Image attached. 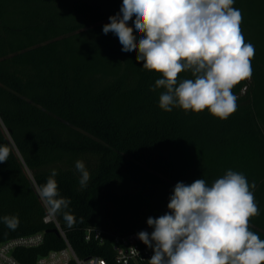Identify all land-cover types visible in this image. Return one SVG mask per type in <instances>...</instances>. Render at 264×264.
I'll use <instances>...</instances> for the list:
<instances>
[{
	"label": "trees",
	"instance_id": "16d2710c",
	"mask_svg": "<svg viewBox=\"0 0 264 264\" xmlns=\"http://www.w3.org/2000/svg\"><path fill=\"white\" fill-rule=\"evenodd\" d=\"M122 2L0 0V147L9 151L0 217L19 219L15 230L0 222V244L44 233L41 247L15 252L22 264L64 248L61 233L80 257L118 264L114 238L153 230L147 219L169 211L177 182L211 185L228 170L255 182L260 214L249 224L264 240V0H234L255 54L251 78L232 89L237 109L223 120L159 107L163 89L150 88L160 75L102 31ZM77 160L90 172L84 189ZM53 169L71 227L63 214L46 221L36 191ZM89 229L103 231L102 244L86 241Z\"/></svg>",
	"mask_w": 264,
	"mask_h": 264
},
{
	"label": "clouds",
	"instance_id": "9594fccd",
	"mask_svg": "<svg viewBox=\"0 0 264 264\" xmlns=\"http://www.w3.org/2000/svg\"><path fill=\"white\" fill-rule=\"evenodd\" d=\"M233 4L234 0H123L102 31L115 34L122 51L135 52L145 70L160 75L150 90L163 89L159 95L163 111L207 109L223 120L237 109L232 89L251 78L255 54L241 31L242 13ZM182 72L191 78L180 79ZM8 156L9 151L0 147V163ZM75 168L84 189L90 172L82 160ZM56 176L53 169L36 191L47 215L63 214L71 227L75 218L65 211L71 201L60 195ZM255 187L254 181L249 184L242 173L232 170L211 185L203 178L191 184L177 182L169 211L147 219L151 233L137 234L153 251L148 264H264V240L249 224L260 214ZM0 222L11 230L19 226L16 216H2Z\"/></svg>",
	"mask_w": 264,
	"mask_h": 264
},
{
	"label": "built area",
	"instance_id": "2783aa9c",
	"mask_svg": "<svg viewBox=\"0 0 264 264\" xmlns=\"http://www.w3.org/2000/svg\"><path fill=\"white\" fill-rule=\"evenodd\" d=\"M52 220L55 221L51 217L46 219V221ZM142 231L152 232V230ZM139 232L127 237L116 236L114 238L112 245L115 250V260L118 264L148 263L153 251L140 241L137 235ZM61 235L64 239L65 247L39 256L34 264H109L106 259L100 256L80 257L64 234L61 233ZM85 239L87 242L95 240L102 244L103 231L89 229L86 231ZM43 243L44 233L42 232L5 241L0 244V264H22L15 256V252L19 249L39 248Z\"/></svg>",
	"mask_w": 264,
	"mask_h": 264
}]
</instances>
